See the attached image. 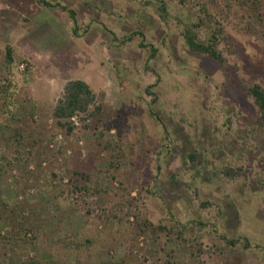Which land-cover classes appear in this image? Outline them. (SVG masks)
I'll list each match as a JSON object with an SVG mask.
<instances>
[{"label": "rangeland", "instance_id": "obj_1", "mask_svg": "<svg viewBox=\"0 0 264 264\" xmlns=\"http://www.w3.org/2000/svg\"><path fill=\"white\" fill-rule=\"evenodd\" d=\"M39 1L0 0V264H264V0Z\"/></svg>", "mask_w": 264, "mask_h": 264}, {"label": "trees", "instance_id": "obj_2", "mask_svg": "<svg viewBox=\"0 0 264 264\" xmlns=\"http://www.w3.org/2000/svg\"><path fill=\"white\" fill-rule=\"evenodd\" d=\"M41 5L46 7H51L53 5L47 3L45 0L39 1ZM64 12H67L72 19L73 23L75 24L74 19V12L72 10L67 9L64 6L59 4L56 5ZM255 24H259L257 27L258 31L259 28L264 29V20L256 19ZM254 24V25H255ZM249 28H247L248 30ZM253 31L252 35H260L258 32ZM250 31V30H249ZM250 33V32H248ZM131 38H126V41L130 40ZM213 39H216L214 36ZM185 40L188 48L191 51L209 54L213 58L218 59V55L214 50L215 42L208 41L206 44H201L197 42L196 36L192 32H188L185 35ZM249 94L251 98L254 100V104L257 109V113L259 116V120H264V87L255 85L250 88ZM100 105L96 104V97L94 93L91 91L89 86L81 81V80H71L68 81L63 88V94L60 99H58L54 110H53V117L57 121L58 124L62 126H68V129L71 128V124L67 123V121L71 120L76 116H88L93 117L94 115L100 112ZM64 122V123H63Z\"/></svg>", "mask_w": 264, "mask_h": 264}, {"label": "water", "instance_id": "obj_3", "mask_svg": "<svg viewBox=\"0 0 264 264\" xmlns=\"http://www.w3.org/2000/svg\"><path fill=\"white\" fill-rule=\"evenodd\" d=\"M113 81L116 82L115 77L113 75L110 76Z\"/></svg>", "mask_w": 264, "mask_h": 264}, {"label": "built area", "instance_id": "obj_4", "mask_svg": "<svg viewBox=\"0 0 264 264\" xmlns=\"http://www.w3.org/2000/svg\"><path fill=\"white\" fill-rule=\"evenodd\" d=\"M23 68V66H20V69H22Z\"/></svg>", "mask_w": 264, "mask_h": 264}]
</instances>
